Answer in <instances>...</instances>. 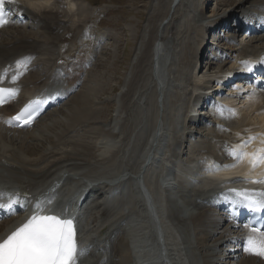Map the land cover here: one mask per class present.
<instances>
[{
	"label": "bare ground",
	"instance_id": "obj_1",
	"mask_svg": "<svg viewBox=\"0 0 264 264\" xmlns=\"http://www.w3.org/2000/svg\"><path fill=\"white\" fill-rule=\"evenodd\" d=\"M17 1L20 2L22 6L19 8L13 6L14 17L18 18L20 16H25L27 19L37 22L41 29L52 36L51 43L53 45L43 48L37 41L30 37V35H26L20 31L16 33L17 36L15 38H7L9 39L8 43H3L6 38H3L0 42V69L2 71L7 70L5 80L10 84H15L21 91L16 101H12L7 106L0 109V114H3V116H10L28 100H35L37 97L47 99L49 98V94L56 91L57 88L64 87L68 83L70 85L75 84L79 81V73L82 72V69L88 70L89 67L88 58H90V54L87 55L86 59L85 56H83V59L79 60L82 67L80 66L78 68L76 66L75 69L72 70H65L61 65V61L58 59L56 46L59 43L66 42L69 35V32H66L64 36L58 33L62 28L67 29L64 26V22L66 21L65 18H68L70 20H68L69 22L73 21L76 29H84L81 24L85 16H82V11L78 12V9H76L77 5L75 6L72 0H68L67 9H61L58 4L51 3L53 0ZM176 1L179 0H175V2ZM174 4L175 3L170 7L171 11L169 16L171 13H175L176 8ZM230 5H238L237 8L241 9L238 15L247 17L249 14H246V5H253L252 8L256 9L257 5L264 6V0L231 1ZM236 16L237 12H231L227 16V19L231 18L235 20ZM166 20L167 18L161 21L157 20L158 23H160L157 28L155 27L158 23L154 22L153 29L151 27L152 25H149L148 33L143 38L144 41H146L148 38H151L150 36L153 34L152 39H154V44L156 43L153 45L152 52L150 51L152 55L151 79L153 80V82H150L155 83L158 99L160 95L163 94L159 88L160 86L164 88L163 83H165L166 78L168 79L166 74L171 72L170 69L167 68V64L171 59L169 58L168 60L171 49L167 51L166 45L170 40L164 38L166 30L162 28ZM224 20H226V18L216 21V23H218L216 25L211 23L204 31L208 34L212 28H215L217 25L219 26ZM251 20L250 23H256L254 28H251L252 26L250 27V24L247 25L251 30L253 29L251 36L252 33L258 36H255L253 40H250V43L248 42L241 46V48L232 49V57H248L264 54V48L260 49L258 44V46L252 48L254 45L253 43L263 42L264 44V22L258 21L257 17L255 21L254 19ZM10 22L13 25L8 26L14 27V29L24 27V25L19 22H12V16L10 17ZM7 27L3 28L0 32H3ZM209 28L210 30L208 31ZM80 33L81 31H79V34ZM205 34L196 36L188 44L186 55L188 51H190L191 54L198 55V48L200 45L203 47L206 43L205 38L207 34ZM99 36H102L101 33ZM80 38L84 45L85 38L83 35ZM247 39L248 30L246 32V40ZM141 44H143V42ZM141 49L143 48H141L140 45V50L136 53L138 59L140 57V51L142 52ZM43 56L46 58L42 60L43 64L39 66L37 73L31 74V68L36 61H32L29 69H24L25 57L40 59ZM186 58L187 59L183 60L184 65H182L183 69L180 71V74L183 70H188L187 67L192 66L193 61L189 60L190 58L188 56ZM55 62L56 64H60V68L52 70V66ZM74 62L77 63V60L75 59ZM235 67H238L236 62L230 65V67H227L228 69H223L224 71H216L217 73L215 72L210 76L205 87L208 84H214L216 90H218L221 86L220 80L223 79L224 82H226L229 80L228 77L239 73L234 72ZM143 72L139 70L138 74L134 77L140 79L141 76H143L141 75ZM17 73H20L21 76L18 81L15 80V82H13V77ZM65 74H67V76ZM182 74H177L179 82L183 81L182 79H184L183 82L186 80L183 77L184 74ZM156 77L157 80H155ZM89 81L91 82V80ZM239 83L240 82L231 86L235 91L232 92V95L235 96L231 97L243 95V91L236 90L238 89L237 85ZM135 84V80L132 82L131 79L125 86L129 89L125 96L128 103L127 108L125 107L126 112L128 111V107L132 106L133 97L131 95L135 93L133 91ZM180 84H182V82ZM98 87V83L94 84V82H92L91 87H89L86 92L81 93V91H79L76 93V96L73 98L71 97L69 102L70 104L73 103L71 105L72 110L70 109L53 122L54 125H57L56 129H58V131L53 129L52 132L53 135L56 136L57 142H64V137L62 135L65 134V132H69L73 128L76 129L81 125L87 124L88 121L93 119L91 116L92 113H94L91 108L93 105L92 101H94L92 100V96L95 95ZM138 89L139 88H137V90ZM228 89H230V87H228ZM198 93L199 95L195 100H197V98H199V100L201 99L203 89L199 90ZM253 94L246 95V98H255L256 100L253 101H255L258 107L262 108L260 111L262 110L264 112V97H259L258 95L254 96ZM222 97L219 103L213 101L209 103L204 113L208 109L209 111H207L204 116H210L212 114L213 121H210V123L214 124L213 131L217 132H214L215 135L233 142L234 152L248 154L243 159L237 160L235 156L232 154L230 155L229 150V159L226 158L225 161L231 164L225 161L223 162L229 165L220 164L214 156V150L205 152L199 159L193 158L190 162L188 161L189 163L180 161L179 158L181 156L179 157V154L175 153L174 149L175 147L178 148L177 144H179V147L183 146V139L181 141L178 139L175 146L170 148V151L166 150L164 154L161 148L163 147L166 137H164L163 143L161 144L165 130V126L162 123H158L156 127H154L155 131L148 140L147 147L143 150L140 160L136 161L134 164L128 161L126 166H121V169L118 170L113 168L120 158V155H122L121 153L124 151L118 147V140L116 138L119 137L111 129H98L94 133L97 134L99 140V156H97V154L96 156L93 155L90 152L92 151L91 148L85 147V145L80 142V139H75L77 141L74 142L79 144L83 149L78 151V149L73 148L74 150L70 154L68 153V157L66 156L68 159H58L56 155L52 154L51 156L48 155V157H41L38 160V158H36L38 149L33 148L35 143L32 145V143L27 142L18 148V143L24 142V136L17 137L15 135L12 137L4 131L17 132V134L20 132L22 135L28 133L27 135H30L29 141L35 142L34 140H39V138L32 134L35 128L44 122L50 113V116L53 115L52 117H54L55 115L52 114V112L58 111L60 108L47 113L30 130H9L5 127L6 120H2L1 123L5 128L0 127V182H2V180H7V182L20 192V194L27 193L29 195L27 199L29 206L22 208V204L20 203V206H17L14 217L7 221L0 222V241L6 239L8 235L27 222L35 213L37 205L48 210V213L55 209V204L52 205L50 202V196L61 188V190L57 192L56 198H54V203L58 202L56 211L62 217L66 216L69 218L73 213L77 215L76 221L74 222L76 235H78L77 243H79L78 248L83 251V255L80 257L78 264H158L164 260L166 256H169V258L173 260L171 263L177 260V264H188V258L191 260V264H264V256H258L244 250L246 247V242L244 241H246L249 236L260 238L261 235L248 233L246 224L234 223L229 214L224 215V219L222 220L220 217L216 216L218 208L222 210L225 206L227 208L228 205L232 208V203L234 202L233 195L238 196L237 193H245L247 191L264 192V183L246 184L245 182L247 181L235 180L233 183L225 185L219 182V180L232 175L228 174V172L226 173V171H232L235 175H239L236 174V171H247V175H251V172L257 171L256 174L261 173V175H264V171H262L264 170V163H259L255 167H253L252 163V155L260 150H264V120H262V125L259 128H254L252 130L248 129L245 132L239 131L235 126L236 124H229L228 119H225L228 115L231 103L229 96ZM247 99L245 100L247 101ZM192 112L191 110V114ZM208 123L209 121L203 126L206 127ZM63 124L69 126L68 130L65 129L66 131H64V129H62V127L64 128ZM132 125L134 124H131L130 128H132ZM140 126L141 124L135 126L136 128L133 130V134L131 132L130 135H134L137 129L141 134L145 126L142 127V129ZM229 127L233 129L231 133L225 131V129ZM130 128L128 127L129 130H131ZM188 128L189 136L186 142L191 144L194 139L197 142L196 137L191 135ZM59 132H62V134H56ZM44 135L42 137H44ZM136 137H138L137 133ZM44 138L49 142L54 140L52 137ZM125 141L127 142L125 145L126 153L124 155L127 154V148L132 144V138L129 136ZM245 144L246 146H244ZM135 145L138 147L137 144ZM32 157H35V159ZM59 158L61 157L59 156ZM52 159L53 161H50ZM158 159L163 160V163L158 166L160 168L159 171L157 169L158 167L156 168L155 166L157 165L156 160ZM171 169L172 171H177L174 176L181 180L179 188L175 187V190L173 187L174 185H172L173 179H170V177H172L169 172ZM2 171H6L8 175H3ZM193 171H196L197 180H195ZM152 172H157V176H151ZM182 180L185 182L183 183ZM168 183H170V186ZM193 184L196 185L192 189L194 194L191 197H197L195 201H193L191 197V199H186V192L184 190L188 189L189 186L192 187ZM215 189L219 190L216 194L217 199H213ZM152 191L158 194L160 193L161 197L166 200L167 211L172 213L171 215L169 214V224L172 230L170 236L167 235L168 231L165 232L159 225V220L152 204ZM176 193L179 194L178 199L175 197ZM67 205H69V208L66 207ZM105 206H112V209L105 208ZM88 209H94L96 211L97 216L95 220L96 218L97 220L94 221L96 222V227L98 226L96 229L94 226L92 230H89L88 228L86 229V224L83 225L84 213ZM78 210L79 212L82 210L81 213L77 214ZM242 210H246V208ZM103 219L108 220L103 221ZM97 221L101 223L103 221V223L98 225L99 222ZM137 221L141 223L139 226L134 227L133 223ZM137 229L141 230L144 236L137 239L131 238L130 235ZM167 237L170 238V241ZM141 244L142 253H144H141L142 260L136 263L133 251ZM152 248L155 251L154 254L151 252ZM167 248L170 250L169 255L166 253L168 250ZM185 255L188 258H186ZM230 259L233 260L232 263L228 261Z\"/></svg>",
	"mask_w": 264,
	"mask_h": 264
},
{
	"label": "rangeland",
	"instance_id": "obj_2",
	"mask_svg": "<svg viewBox=\"0 0 264 264\" xmlns=\"http://www.w3.org/2000/svg\"><path fill=\"white\" fill-rule=\"evenodd\" d=\"M66 1L53 0L51 3L58 4L61 9H67L68 0ZM231 1L238 2V0H179V3L175 5V13L172 15V18L168 20L165 27L166 34L164 35V38L170 40V42H167L166 44L167 51L171 49L168 60L171 58L172 60L170 59V61L173 62L169 61L167 64V68L170 69L171 72L166 74L169 80L166 78L165 83L162 81L165 89H160V91H162L161 93H163L160 95L161 99L159 97L161 101L160 103L155 83H151L153 80L151 79L152 55L150 53L152 52L153 45L156 43L154 44V39H152L153 34L150 36L151 38H148L149 40L147 39L148 41H144L143 38L148 33L149 25H152L151 27L153 29L154 22L158 23L159 20L161 21L164 18L169 17L171 11L170 7L175 0H72V3L75 6L77 5L76 9H78V12L82 11V16H85L81 24L84 29H76L73 21L69 22L70 20L65 18L66 21L64 22V26L67 29L62 28L58 33L59 35L64 36L66 35V32H69V35L66 42L57 44L56 49L58 52V59L61 61V65L65 70L75 69L76 66L78 68L80 66L82 67L79 60L83 59V56L90 54V58H88L90 61L88 70L83 68L82 72L79 73V80L81 81V84L76 82L75 84L70 85L71 89L64 88V92L68 93V97L59 106L54 108H60L58 111L52 112L55 116H50V113L44 122L39 124V126L35 128L34 132L32 131V134L39 138V140L36 139L34 140L35 142L29 141L30 135H27L28 133H25V136V134L22 135L20 132H18L19 134H17V132H4L12 137L15 135L17 137L24 136V142L18 143V148L27 142L32 143V145L35 143L33 148L38 149L36 156L38 160L41 157H48V155L51 156L52 154L56 155L58 159L66 160L68 153L70 154L74 150L73 148L78 149V151L83 149L79 144L74 142L77 141L75 139H80V142L84 144L85 147L89 149L91 148L92 151L90 152L93 155L96 156L97 154V156H99V140L97 138V134L94 133L98 129H111L119 137L116 138L118 140V147L124 151L121 153L122 155H120V158L113 168L118 170L121 169V166H126L128 161L131 164H134L136 161L140 160L143 150L147 147L148 140L155 131L154 127H156L158 123H162L165 126V130L161 144L163 143L164 137H166L165 142L163 143L164 154L166 153V150L170 151V148L175 146L178 139L180 141L183 139V146L179 147V144H177L178 148L175 147L174 149V152L178 153L179 157L181 156L180 158L178 157L180 161L185 163L188 161L190 162L193 158L199 159L203 154H205V152H211L214 150L213 153L215 158L220 163H223L227 158V149L233 142L215 135L217 132L213 131L214 124L210 123V121H213V117L210 118L206 127H192L190 126L189 115L200 88L205 86L210 76H212L216 71L219 72L223 69L222 66H218L215 70H208L209 64L228 57L232 53V49L241 48V46L247 44L248 42L250 43V40H253L255 36H258L252 34V36L250 35L246 40L243 33L239 30H233V27L244 18L240 17L241 15H238L239 12H241V9L237 8L238 5H230ZM252 6L253 5H246L245 8L247 9L246 14H249V16H254L257 13L256 10H253ZM258 6L259 5H257V7ZM231 12H237L236 18H238L236 20L231 21L227 19L220 23L219 26L217 25L218 31H220L221 26V28H224L226 25L228 26L230 32L226 35L227 38L222 37V31L220 33L217 31L211 36L214 44L210 45L207 50L203 53L199 50L198 55L191 54L190 51H188L186 55V48H188V44L196 36H199L200 34L204 35L206 33L204 30H206L211 23L213 25L218 24L216 21L227 18ZM160 16L161 18H164L161 19ZM241 23L244 24L245 21H242ZM159 24L160 23L156 24L155 28H157ZM24 25L26 26L20 29H14L12 27L11 29L1 33L0 42L3 38H6L3 43H8L9 39L15 38L17 36L16 33L20 31L26 35H30V37L37 41L43 48L53 45L51 43L52 36L47 34L45 30L41 29L37 22L28 20L27 24ZM209 30L210 28L208 31ZM79 31H81L80 34H82L85 38L84 45L81 42L80 37H82V35L79 34ZM100 33L102 35L101 37L99 36ZM142 42L143 44H141ZM253 44L252 48L258 45L260 46V49L264 48L263 42ZM140 45L143 49H141L142 52L140 51V57L138 59L136 57V53L140 50ZM142 45L145 46L143 47ZM187 56L190 58L189 60H192L193 62L191 67H187L188 70H183L182 73L184 75L181 73L186 80L183 82L184 79H182V84H180L181 82L178 81V75H181L180 71H182V65H184L183 60L187 59ZM45 58L46 57L43 56L40 59H32L36 62H34L31 68V74L37 73L39 66L43 64L42 60ZM75 59L77 60V63L74 62ZM59 66L60 64H56L55 62L52 66V70L60 68ZM139 70H141V72L144 71L141 74L143 76H141L140 79L134 77L138 74ZM65 75L67 76V74ZM131 79L132 82L134 80L136 82L135 88H133L135 93L131 95L133 97H131L132 106L128 105V111L126 112L125 107L127 108L128 103L125 96L129 89L125 86ZM89 80H91V82ZM92 82H94V84L98 83L99 86L95 95L92 96V100L94 101H92L93 105L91 108L94 113H92L91 116L93 119L88 121L87 124L81 125L76 129H69V132H65V134L62 135L64 137V142H57V138L52 132L53 129L57 131L58 129H56L57 125H54L53 122L63 116L70 109L72 110L71 105L73 103L70 104L69 102L71 97L73 98L76 96V93L79 91H81V93L86 92L87 89L91 87ZM137 88L139 89L137 90ZM230 90L232 89L230 88ZM227 94H229V92L226 93V96L230 97L231 104L227 115L228 118L226 117L225 119H228L229 124H236L235 126L241 132L261 127V122L264 120V112L262 110L260 111L262 108L258 107L255 104V101H253L256 100L255 98L247 99L246 95H236L237 97H231L235 95ZM253 95L264 97V93L260 90ZM245 99H247V101ZM207 111H209V109L206 110V113ZM131 124H134L132 125V128H130ZM139 124H141V129L145 126V128H143V132L140 134V131L137 129L134 135H130L131 132L133 134V130L136 128L135 126ZM126 125L132 131L129 130ZM63 126L64 128L62 127V129H64V131L68 130L69 126L64 124ZM187 128L190 130L189 132L196 137L197 142L194 138V141L191 144L186 142L188 138ZM231 130H233L231 127L225 129V131H229V133H231ZM136 133L138 137H136ZM56 134L61 135L62 132ZM43 135L44 137H52L54 140L49 142L42 137ZM129 136L132 138V144L129 148H127V154L124 155L126 153L125 145L127 142L125 139L127 140ZM135 144H137L138 147H136ZM58 155L61 158H59ZM32 158L35 159V157ZM50 161H53V159ZM227 163L231 164L230 162ZM159 165H161V163L158 164L157 167ZM157 169L159 170L160 168L158 167ZM2 173L5 176L8 175L6 171H2ZM175 179L176 181L178 180L176 176ZM168 185L170 186V183H168ZM176 187L179 188V184H177ZM193 194V190H189L187 194H185L186 199L192 198V200L195 201L197 197H191ZM178 196L179 194L176 193L175 197L177 199ZM105 208L112 209V206H105ZM169 214L171 215L172 213L169 211ZM96 216L97 214L94 209L85 212L84 219L87 222L86 229L88 228L89 230H92L94 226L95 229L98 227H96V222H94L97 220V218L95 220ZM7 220L8 219H5L0 222ZM105 220L108 219H103V221ZM97 222H99L98 225L102 224L100 221ZM228 261H231L232 263L233 260L230 259Z\"/></svg>",
	"mask_w": 264,
	"mask_h": 264
},
{
	"label": "snow or ice",
	"instance_id": "obj_3",
	"mask_svg": "<svg viewBox=\"0 0 264 264\" xmlns=\"http://www.w3.org/2000/svg\"><path fill=\"white\" fill-rule=\"evenodd\" d=\"M6 2L11 3L13 0H0V26L7 23ZM15 80L16 77H13V82ZM5 93L14 94V90L0 87V97H3ZM35 111H39V109L37 108ZM32 115L29 109L25 108L14 119L23 118L24 123L27 124L31 121ZM231 154L237 160L248 155L247 153L236 152ZM252 163L253 167L259 163H264V150L252 155ZM252 182L264 183V181ZM237 195L244 197L242 207L253 213L257 211L264 213V193L259 194V199L249 197L245 193H237ZM0 207L4 206L0 205ZM47 213L48 210L37 205L35 213L27 222L8 235L6 239L0 241V264H78L83 251L78 248L73 219ZM257 231L258 229L255 227L252 228V232ZM244 250L258 256H264V236L260 238L249 236Z\"/></svg>",
	"mask_w": 264,
	"mask_h": 264
},
{
	"label": "water",
	"instance_id": "obj_4",
	"mask_svg": "<svg viewBox=\"0 0 264 264\" xmlns=\"http://www.w3.org/2000/svg\"><path fill=\"white\" fill-rule=\"evenodd\" d=\"M175 5H176V3L174 4V6H175ZM172 14H173V13H171V15H172ZM171 15L169 16V18H168V19H170V18H171ZM165 23H166V22H165ZM165 23H164V24H165ZM164 24H163V25H164Z\"/></svg>",
	"mask_w": 264,
	"mask_h": 264
}]
</instances>
